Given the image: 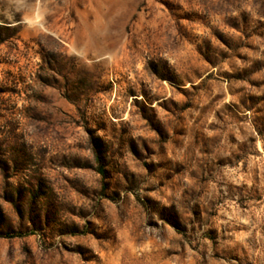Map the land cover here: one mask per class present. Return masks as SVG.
Instances as JSON below:
<instances>
[{"label":"rangeland","instance_id":"1","mask_svg":"<svg viewBox=\"0 0 264 264\" xmlns=\"http://www.w3.org/2000/svg\"><path fill=\"white\" fill-rule=\"evenodd\" d=\"M0 264H264V0H0Z\"/></svg>","mask_w":264,"mask_h":264}]
</instances>
